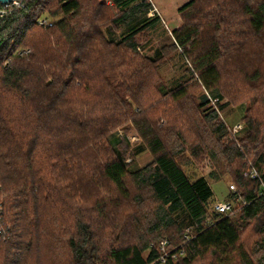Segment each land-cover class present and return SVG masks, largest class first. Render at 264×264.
I'll list each match as a JSON object with an SVG mask.
<instances>
[{"label":"trees","instance_id":"trees-1","mask_svg":"<svg viewBox=\"0 0 264 264\" xmlns=\"http://www.w3.org/2000/svg\"><path fill=\"white\" fill-rule=\"evenodd\" d=\"M151 9L25 0L0 17V264H161L164 240L183 251L166 264H264V196L244 177L253 165L264 181V0L180 8L193 72L172 86L161 71L176 45L142 53L160 24ZM224 99L244 109L237 139L210 107ZM122 130L151 163L129 169ZM205 160L210 180L236 186L228 218L184 169Z\"/></svg>","mask_w":264,"mask_h":264},{"label":"rangeland","instance_id":"rangeland-1","mask_svg":"<svg viewBox=\"0 0 264 264\" xmlns=\"http://www.w3.org/2000/svg\"><path fill=\"white\" fill-rule=\"evenodd\" d=\"M152 5V9L148 14V19H160V24L156 25L149 32L150 43L146 46L142 53L145 56H153L155 51L158 48H162L169 43V40L173 42L178 52L175 57L171 60L167 67H165L161 74L165 77L166 82L169 86L174 85L179 80L186 78L185 68L186 66L193 72V66L190 62L189 55L182 49V47L176 41L174 31L180 30L185 26L182 15L179 13V9L184 5L189 3L192 0H148ZM50 17L47 14L41 16L38 22L42 19H46L49 22H52ZM115 39H121L122 35L119 33L114 36ZM202 93V92H201ZM211 108L218 110L220 118L225 122L231 136L234 139H237L238 136L243 134L244 123L242 122L244 109L241 106H234L230 103H227V100L224 99L221 104H226L224 110L218 109V105H215V100H212L210 103ZM120 138L123 140L128 150L135 158L131 157L129 161V169L132 171L144 168L149 163L153 161L151 154L143 152L145 146L143 145L142 139L136 134H127L124 130L120 132ZM112 142H115L116 137L114 135L110 138ZM186 173L193 180L198 178H206L211 184L213 190V198L211 200L210 208L213 203L217 201H223L228 198L229 195V185L234 183L230 176H225L222 181L213 182L208 178L209 173L211 172V165L209 160H205L203 163L198 164L194 161H190L187 165L184 166ZM187 235L189 233H186ZM190 236V235H189ZM187 238V237H186ZM173 249V248H171Z\"/></svg>","mask_w":264,"mask_h":264},{"label":"built area","instance_id":"built-area-1","mask_svg":"<svg viewBox=\"0 0 264 264\" xmlns=\"http://www.w3.org/2000/svg\"><path fill=\"white\" fill-rule=\"evenodd\" d=\"M24 1L25 0H12L10 3L6 5L0 4L1 6L0 7V17L1 18L5 17L9 15V13L13 12L15 9L22 8L24 6ZM39 24L44 25V26H52V24L46 19L40 20ZM244 177L254 180V181H259L261 184V194L264 196V181L261 179V176L258 170L256 169V167L251 165V168L247 172L244 173ZM229 189L232 192L237 191L234 183L229 185ZM234 207H235L234 202L217 201L212 204L211 209L213 210L214 213L222 217L228 218L232 216ZM186 233H189L186 236V237H189L191 233L190 229H187ZM168 245H169V242L167 240H164L159 244V249L161 251V255L159 256V262L161 264H166L171 259L177 260L180 255H183V251H180L181 254L179 255V252H177L178 250L174 248L173 249L168 248L169 247Z\"/></svg>","mask_w":264,"mask_h":264},{"label":"water","instance_id":"water-1","mask_svg":"<svg viewBox=\"0 0 264 264\" xmlns=\"http://www.w3.org/2000/svg\"><path fill=\"white\" fill-rule=\"evenodd\" d=\"M12 0H0V4L2 5H6L8 3H10Z\"/></svg>","mask_w":264,"mask_h":264}]
</instances>
